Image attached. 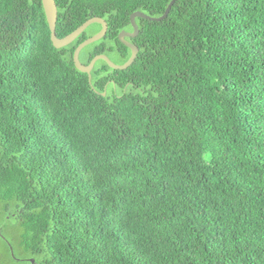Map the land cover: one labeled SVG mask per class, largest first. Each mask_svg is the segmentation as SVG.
Masks as SVG:
<instances>
[{
	"label": "trees",
	"instance_id": "1",
	"mask_svg": "<svg viewBox=\"0 0 264 264\" xmlns=\"http://www.w3.org/2000/svg\"><path fill=\"white\" fill-rule=\"evenodd\" d=\"M55 1L58 38L108 24L83 64L171 2ZM136 22L90 83L100 25L56 49L42 0H0V264H264V0Z\"/></svg>",
	"mask_w": 264,
	"mask_h": 264
},
{
	"label": "water",
	"instance_id": "2",
	"mask_svg": "<svg viewBox=\"0 0 264 264\" xmlns=\"http://www.w3.org/2000/svg\"><path fill=\"white\" fill-rule=\"evenodd\" d=\"M177 0H171L169 3L168 7L166 8L165 12L163 15L159 17H151L147 14H145L142 11H136L130 15V22L132 25L133 31H122L119 34V40L121 43H123L126 47H128L131 50V56L128 59L127 62L124 64H116L114 63L106 54H100L96 55L89 64H83L80 55L81 52L88 47L91 44H94L100 40H102L108 31V24L105 19L102 17H92L88 19L86 22H84L80 27H78L75 31L70 33L69 35L63 37V38H58L56 35V26H57V21H58V7L56 4L55 0H42L43 6L45 9V14L47 17V21L49 24L50 32H51V40L56 49H61L63 47H66L73 43L82 33H84L90 26L98 24L101 26V30L93 35L92 37L84 40L82 43L78 45L74 52L73 60L75 63L76 68L85 74H88L89 77V82L91 83L92 81V71L98 61H105L108 66L111 69L114 70H126L128 69L136 60L138 53H139V48L135 44L129 42L127 39L128 38H136L139 33H140V28L139 25L137 24L136 20L138 18L140 19H145V20H150V21H155V22H161L165 20L170 12L174 4L176 3ZM103 96H106V92L102 93ZM0 236L6 240V238L2 235V232L0 230ZM7 241V240H6ZM8 242V241H7ZM8 245L10 246V250L12 252V256L15 257L14 251L10 243L8 242ZM16 258V257H15ZM32 264H34V260H30Z\"/></svg>",
	"mask_w": 264,
	"mask_h": 264
},
{
	"label": "flooded vegetation",
	"instance_id": "3",
	"mask_svg": "<svg viewBox=\"0 0 264 264\" xmlns=\"http://www.w3.org/2000/svg\"><path fill=\"white\" fill-rule=\"evenodd\" d=\"M131 31H133V30H131ZM130 31V32H131ZM128 41H129V39H127ZM130 42V41H129ZM114 82V81H113ZM113 88H110V85H107L106 87H105V92H106V94H107V92H109V91H111V89H115V91H117L118 92V90H119V87L115 84V83H113Z\"/></svg>",
	"mask_w": 264,
	"mask_h": 264
}]
</instances>
